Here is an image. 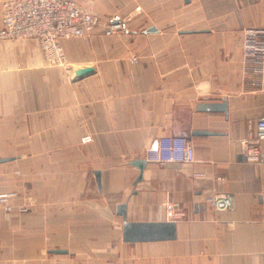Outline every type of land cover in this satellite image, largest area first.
<instances>
[{
  "label": "crops",
  "instance_id": "obj_1",
  "mask_svg": "<svg viewBox=\"0 0 264 264\" xmlns=\"http://www.w3.org/2000/svg\"><path fill=\"white\" fill-rule=\"evenodd\" d=\"M107 1L94 13L130 16L126 29L63 40L67 67L36 41L0 38V194L16 193L11 212L0 206V264H264V163L241 147L264 117V62L244 53L264 0ZM187 128L214 133L186 138L194 163L146 159ZM214 193L234 207L212 209ZM167 201L186 213L175 240L123 241L120 205L129 221L165 222Z\"/></svg>",
  "mask_w": 264,
  "mask_h": 264
},
{
  "label": "built area",
  "instance_id": "obj_2",
  "mask_svg": "<svg viewBox=\"0 0 264 264\" xmlns=\"http://www.w3.org/2000/svg\"><path fill=\"white\" fill-rule=\"evenodd\" d=\"M125 17L117 23L103 22L81 7L78 0H1V39L32 40L38 42L47 63L53 67H67L68 59L62 44L66 39H78L101 31L112 37L124 29ZM244 53L249 60L264 62V32L257 28L244 30ZM90 137L84 142L90 141ZM264 117L257 119L249 134L241 140L242 154L252 163H264ZM149 162H195V147L183 137H165L154 142L147 150ZM16 193L0 194V206L7 212L13 210ZM206 203L216 211L234 207L235 197L229 193H214ZM169 220L179 221L186 213L169 201L164 204Z\"/></svg>",
  "mask_w": 264,
  "mask_h": 264
},
{
  "label": "water",
  "instance_id": "obj_3",
  "mask_svg": "<svg viewBox=\"0 0 264 264\" xmlns=\"http://www.w3.org/2000/svg\"><path fill=\"white\" fill-rule=\"evenodd\" d=\"M121 19L117 18L112 23L120 22ZM124 29L126 26L124 25ZM151 32L156 31V28H152ZM96 72L95 66H80L74 69V80H82L88 76L93 75ZM227 102L220 104H200L198 106L199 111L227 112ZM194 136H208L214 135L212 132L206 131H193L189 132L187 128L184 133L176 134V137L190 138ZM141 173L144 171L147 162L146 160H137L133 163ZM98 180L100 182V174L97 173ZM139 179H142L140 175ZM119 214L123 218V241L125 243H138V242H151V241H170L175 240L177 237V223L175 221L165 222H133L129 221L127 217V205L123 204L119 206ZM60 253V251H56Z\"/></svg>",
  "mask_w": 264,
  "mask_h": 264
},
{
  "label": "rangeland",
  "instance_id": "obj_4",
  "mask_svg": "<svg viewBox=\"0 0 264 264\" xmlns=\"http://www.w3.org/2000/svg\"><path fill=\"white\" fill-rule=\"evenodd\" d=\"M78 1L80 3L81 7L84 8L87 12L91 13L94 16L99 17L105 23L110 22V21H106L108 19L107 18L108 16H104V17H106L105 18L106 20H103L99 15L94 13V12L99 13L101 10V7H103L106 4H108V6H109L110 1H107V2H105V0H78ZM102 4H103V6H102ZM124 30L125 29H123L122 31H124ZM46 62H47V60H46Z\"/></svg>",
  "mask_w": 264,
  "mask_h": 264
}]
</instances>
